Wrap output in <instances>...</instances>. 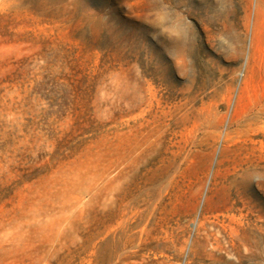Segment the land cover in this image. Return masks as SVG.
I'll return each mask as SVG.
<instances>
[{"label":"rangeland","instance_id":"374dc122","mask_svg":"<svg viewBox=\"0 0 264 264\" xmlns=\"http://www.w3.org/2000/svg\"><path fill=\"white\" fill-rule=\"evenodd\" d=\"M0 264H264V0H0Z\"/></svg>","mask_w":264,"mask_h":264},{"label":"bare ground","instance_id":"6f19581e","mask_svg":"<svg viewBox=\"0 0 264 264\" xmlns=\"http://www.w3.org/2000/svg\"><path fill=\"white\" fill-rule=\"evenodd\" d=\"M261 2V1H260Z\"/></svg>","mask_w":264,"mask_h":264}]
</instances>
